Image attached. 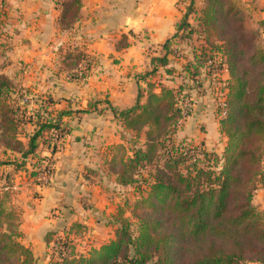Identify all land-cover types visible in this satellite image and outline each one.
<instances>
[{
    "label": "trees",
    "instance_id": "obj_1",
    "mask_svg": "<svg viewBox=\"0 0 264 264\" xmlns=\"http://www.w3.org/2000/svg\"><path fill=\"white\" fill-rule=\"evenodd\" d=\"M80 2L62 0L58 20L61 27L68 28L76 22ZM193 10L191 4L173 38L186 44L194 38L203 40L198 55L188 61L191 65L186 71L194 70L192 78L199 75L201 66L209 76L215 75L213 69L227 73L226 114L218 123L227 143L220 158L214 157V162L221 161L219 171L197 168L194 175L177 171L188 161L190 166L199 163L197 155L189 150L174 146L166 150L165 138L182 119L177 92L145 81V102L141 104L139 96L133 107L116 114L136 141L128 149L113 148L107 163L118 186L137 190L147 185L145 195L131 210L133 225L121 218L120 212L114 224L115 239L91 249L87 255H77L69 241L51 240L49 235L46 243L52 244L53 252L48 264H264V216L252 205L256 190L264 188V47L239 0H203L198 16L189 22L188 16L195 14ZM164 49L166 54H173L168 45ZM154 61L167 75L172 74L166 55ZM84 62L81 53L71 52L63 67L74 71L72 79L78 80L84 74H74ZM153 72L154 69L148 75ZM13 95L11 82L0 76V148L4 156L19 154L23 159L3 164L23 171L25 160L35 156L40 144L43 148L50 146L59 125L48 119L39 122L23 145L17 135L24 123L25 109L17 106ZM140 136L143 144L138 143ZM55 151V146L51 147L50 153ZM159 158L162 168H155L149 183L140 171L153 166ZM10 184L7 177L4 186ZM9 194L0 191V264H37L31 250L19 242V220L8 206ZM83 229L73 224L68 234L76 235Z\"/></svg>",
    "mask_w": 264,
    "mask_h": 264
},
{
    "label": "crops",
    "instance_id": "obj_2",
    "mask_svg": "<svg viewBox=\"0 0 264 264\" xmlns=\"http://www.w3.org/2000/svg\"><path fill=\"white\" fill-rule=\"evenodd\" d=\"M239 1L264 47V0ZM202 2L81 0L76 22L63 28L58 21L62 0L6 1L0 16V29L4 26L0 30V76L11 82L17 106L25 109L17 138L26 145L36 125L46 119L58 122L65 133L57 151L48 153L53 175L43 188L24 179L28 165L23 171H14L13 166L3 164L20 163L21 157L4 156L0 148V187L7 177L18 186L9 192L8 206L18 216L19 242L31 250L37 263L47 264L52 246L46 243L49 235L54 240L62 232L69 233L73 224L88 232L94 228L95 234L102 212L106 216L113 213L110 203L114 206L118 198L109 199L105 194L106 179L107 188L128 190L108 181L113 176L107 170L112 149H128L136 141L116 114L133 107L139 96L140 103L145 102V81L158 80L171 88L167 79L180 75L184 60L166 54L164 48L184 49L182 54H187V44L173 36L189 6L193 5L197 17ZM194 15L188 16L189 22ZM71 52L81 53L85 61L74 74H84L78 80L72 79L74 71L63 67ZM165 55L172 69L169 75L159 63L152 62ZM223 73L227 81V73ZM22 94L29 98L27 104L22 103ZM28 114L32 117L27 118ZM138 141L143 144V136ZM45 149L40 144L35 157L46 155ZM110 234L101 243L113 239L112 231ZM89 244L85 254L93 249Z\"/></svg>",
    "mask_w": 264,
    "mask_h": 264
},
{
    "label": "rangeland",
    "instance_id": "obj_3",
    "mask_svg": "<svg viewBox=\"0 0 264 264\" xmlns=\"http://www.w3.org/2000/svg\"><path fill=\"white\" fill-rule=\"evenodd\" d=\"M6 1L7 0H0V16L6 7ZM193 18L195 19L196 16L194 15ZM3 28L4 26L0 30L2 31ZM202 45V39L194 38L187 44V48L185 49V51L188 50L187 54H182L184 49H174L173 54L176 56V58L181 59L182 57L184 62L181 68H179L181 69L180 75L173 77L171 75L167 79L171 88L177 92L179 106L182 111V119L171 131V134L165 138L164 142H166V150L170 151L172 146L177 148L179 147L189 150L194 155L196 154L199 158V163H197L196 166H190V162L188 161L186 164L180 166L177 169V171L180 170V172L185 175H194V170L197 168L219 171L218 169L221 165V161L218 160L217 162H214V157H217V159L220 158L227 143V139L221 133L218 124L219 121L225 117V115H222V112L225 111L223 107L226 95L224 92L226 89V81L223 77V74L225 73L213 69V71H216V73H214L215 75L209 76L207 73H204L205 67L201 66L199 69V75H197L196 78H192L191 73H193L194 70L191 72L186 71V69L190 68L189 65L191 64L188 63L192 60V56L196 55L200 51V48L203 47ZM208 64L209 62L205 63V65ZM154 83L158 84V80H156ZM55 149L57 151L58 147L56 148L55 146ZM159 155L162 156V152H159ZM27 165L28 164L26 163V167ZM162 165L163 161L159 158L157 163L151 167L141 170L140 173L141 175H144L143 177L146 178L149 183H151L153 181L155 168H162ZM261 168L264 171V158L261 162ZM165 173L168 174L169 172L165 171ZM112 177L108 181L116 183V179ZM24 179L29 180L26 177H24ZM106 182L107 179L105 182H103L106 186H104L105 194L109 199L118 198V201L114 206V203H110V206H112V209H110L113 212L112 214L106 216L104 215L105 212H102L103 215L99 217L101 224L99 225L100 227L96 228V233L92 234L94 228H91L88 232L87 228L83 226L84 229L76 231V235H70L67 232H62L55 238L56 240L69 241V244H73L75 246V252L77 251V255H84L85 250L87 249L86 246L90 242H92V244H89L90 247L93 245V249H98L102 245L107 244L115 239L114 231L117 226L114 227V224L118 222L120 212L121 218H127L131 222V225H133L134 219L131 215V210L135 202L138 201L141 195H145L144 193L147 191L145 190L147 188L146 184L142 185V189L137 190L127 187V191H117V189L111 185L112 187H110V190L107 188ZM141 190L143 191V194L139 193ZM252 205L258 213L264 216V188L260 187L256 190L252 198ZM131 227L133 230L135 229L134 226ZM111 231L113 233V239L101 243L103 237L107 238V236L111 235ZM134 234L135 233H133V235ZM74 240H78L77 243L74 242ZM52 252L53 250L51 251L50 249L48 253L47 264L50 258L49 256L51 255L50 253ZM87 253L85 255H87Z\"/></svg>",
    "mask_w": 264,
    "mask_h": 264
},
{
    "label": "built area",
    "instance_id": "obj_4",
    "mask_svg": "<svg viewBox=\"0 0 264 264\" xmlns=\"http://www.w3.org/2000/svg\"><path fill=\"white\" fill-rule=\"evenodd\" d=\"M21 100L23 104H27L29 98L26 95L22 94ZM222 115H225V111L222 112ZM26 117L29 118L32 116L28 114L26 115ZM64 134V131L61 129L55 130L53 133V142L50 143V146L48 148L43 150V152H46V155L38 158L33 156L25 160V164H28V168L25 172V177L32 181L33 184L39 187H46L49 185L53 175V164L51 156L48 153H50L51 147H58V142L64 137ZM20 162H23V159H20ZM17 187V185L11 183L10 186L0 187V190L15 192L17 190ZM55 249L56 248H54V250Z\"/></svg>",
    "mask_w": 264,
    "mask_h": 264
},
{
    "label": "water",
    "instance_id": "obj_5",
    "mask_svg": "<svg viewBox=\"0 0 264 264\" xmlns=\"http://www.w3.org/2000/svg\"><path fill=\"white\" fill-rule=\"evenodd\" d=\"M37 264H41L40 262H38Z\"/></svg>",
    "mask_w": 264,
    "mask_h": 264
}]
</instances>
